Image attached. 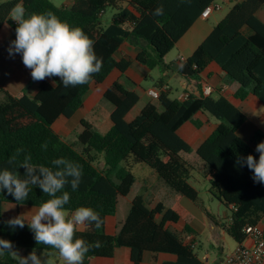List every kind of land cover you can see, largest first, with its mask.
Listing matches in <instances>:
<instances>
[{
	"label": "trees",
	"instance_id": "obj_1",
	"mask_svg": "<svg viewBox=\"0 0 264 264\" xmlns=\"http://www.w3.org/2000/svg\"><path fill=\"white\" fill-rule=\"evenodd\" d=\"M21 0L0 2V30L8 25L15 32L16 23L10 10ZM216 0H74L72 6H57L50 0H22L26 16L31 13L53 12L61 21L80 27L93 41L98 58L103 59L102 70L90 83L65 88L59 77L39 85L31 98L27 89L11 96L0 89V169L9 168L23 177L19 167L24 156L31 155V163L53 168L52 160L65 158L82 166V183L78 190L70 186L67 210L90 207L103 220L97 229L83 226L76 237L89 244L100 242L86 254L84 264L92 258H112L116 249L130 250V263L142 264L146 253L175 257L165 264H204L193 244L186 243L167 225L177 224L180 215L159 203L150 209L144 198L137 196L128 216L115 235L106 233V220L117 213L120 197H127L135 185L134 166L144 164L174 192L192 202L205 216L218 223L205 207L200 191L192 184L198 172L195 164L185 159L193 153L190 145L177 131L197 113L207 114L220 122L219 126L194 151L203 162L201 176L209 186L210 199L217 200L229 212L228 222L221 225L226 235L239 246L246 240L245 228L257 225L264 215V184L252 179L247 166L236 164L238 157L253 155L264 134L257 131L250 141L238 135L246 117L223 96L189 95L187 99H172L170 91H162L155 102L148 103L131 122L128 113L139 103V96L120 83L112 84L103 98L114 109L111 128L99 133L91 123L82 120L77 145L69 144L58 134L54 125L60 118L70 119L84 104L92 85L103 83L118 70L125 73L129 60L118 62L116 53L125 42L139 44L136 61L150 69H164L165 57L201 17L202 12ZM163 5L164 14L153 16L155 8ZM264 0H244L235 4L218 23L194 54L181 61L178 75L193 81L216 63L227 84L236 85L234 97L245 100L256 97L264 105V23L257 12ZM114 11L111 23L103 25L102 15ZM248 28L247 35L244 29ZM55 81V85L53 83ZM24 151L18 156L16 150ZM16 156L14 163L9 160ZM103 163L99 168L97 164ZM55 170V169H54ZM26 200L16 201L6 191H0V238L9 240L14 248L26 251L57 252L37 244L27 224L24 228L9 227L2 218L3 203L39 207L50 197L38 187L30 186ZM223 220V219H222ZM0 264H18L8 252L0 255Z\"/></svg>",
	"mask_w": 264,
	"mask_h": 264
},
{
	"label": "crops",
	"instance_id": "obj_2",
	"mask_svg": "<svg viewBox=\"0 0 264 264\" xmlns=\"http://www.w3.org/2000/svg\"><path fill=\"white\" fill-rule=\"evenodd\" d=\"M242 1L244 0H221L223 4L229 7V11L235 4ZM214 14L215 12H213L206 19L200 17L194 23V25L189 29V31L183 36V38L176 44L174 48L178 52L177 60L171 61L166 56L164 62L167 68L164 69L157 68L159 70V78L157 79V81H154L153 84L147 88H143L142 83L145 80L152 79L150 75L152 73V70L155 69H150L147 66H144L136 61V58L140 53L139 44L133 45L132 43L125 42L121 46L119 51L116 53L115 58L118 62L129 60L131 62V66L126 70L125 73H121L118 70H114L103 83L99 85H92L89 93L86 95L84 99L83 107L80 110H83L85 113H89L91 111V108L94 106V103L96 101L99 102L103 98L104 93L109 89V87L112 84L120 83L126 89L137 93V95L140 98L139 103L141 102L143 97L146 98L144 105L140 109L136 110V107L139 104L138 103L126 116V121L131 122L140 114L141 110L148 103L155 102V100L148 95L149 89L151 88L161 89L162 87H167L168 90L170 91V97H171V93L174 89V87L171 85V81L174 80L176 86L180 90L177 99H180V97L183 94H191L198 96L200 92L202 93V89L205 85H210L214 89V93L212 96H223L227 100H229L246 117L245 122L239 128L238 131L239 137L244 141H250L257 131H260L264 134V105L256 97L252 95L245 100L236 99L234 97L236 91V85L227 84L225 82L224 74L221 71V68L216 63H212L205 70V72L202 75H200L198 80L188 81L178 75V69L180 67L181 61L184 62L187 59H189L198 49V47L203 43V41L208 37V35L212 32L214 27L218 23H220V21H222L221 19L222 17H218V18L215 17V21L213 25H211L210 27L209 26L210 19ZM257 17L261 22L264 23V6L257 12ZM5 26L6 25H4L0 30V89L11 96H16L22 90L27 89L28 96L33 98L38 92L39 85L44 81L49 82L50 78H46L43 81H34L31 78V74H30L31 70L26 68L22 63L21 55L16 54L14 57L9 56L8 53L9 44L11 41L15 39L14 36L15 34L11 30L5 31V37L2 38L1 35H2V31H4ZM193 29H195V31L191 32ZM244 32L247 35L251 33L248 28H245ZM189 34L190 36H188ZM224 86H225V90L223 92H220V89ZM94 89L97 90L96 97L92 95V91ZM106 109H107V116L104 119L103 125L99 124V127L101 126L106 127L109 125V129H110L112 126L110 116L111 113L113 112L114 107L109 103V106H107ZM77 113L70 119H66L64 117L60 118L61 121H63V123L65 124L64 128L66 129L69 128V130L75 129L81 123L82 120H85L83 117H77L76 116ZM60 119L55 123L54 129L57 123L61 124V122H59ZM219 124L220 122L215 118L199 112L193 117L191 121L186 122L177 131V134L179 137H181L190 145L194 153V151H196L202 145V143H204L206 139L214 132V130L219 126ZM92 126L94 127L95 125L92 124ZM55 131L61 135V133L58 132L56 129ZM188 155H185V159L195 164L194 162L188 159ZM198 164L201 166L200 168L201 172L198 171V174L201 175L200 173L204 172V165L203 163H198ZM198 164H195L197 168H198ZM195 178L196 177L193 175V179L191 181L192 184ZM132 191H133V187L127 197H120L118 201L117 212L120 206V199L122 198L129 199L128 204L123 210L124 219H118L117 213L115 216L107 218L106 227H105L107 234L115 235L119 230L120 226L124 223L126 217L129 214L133 200L137 196H139V195L132 196L133 194ZM141 196L144 198L147 206L150 209H155L159 203H163L169 209H173V208L168 207V204H170V206L176 207V209L173 210L179 213L180 220L177 224H168L167 226L172 231L178 233L182 238V240H184L186 243L193 244V248L195 249V251L199 255L200 260L204 264H210L211 261L215 262L216 260H219V264H220V262L222 261L225 255L234 252L239 247V245L235 243L236 245L234 249L230 250L229 252L225 251L224 243L226 242L227 239L226 237L228 236L226 235L221 225L228 222L226 219L229 217V214L227 216L224 214L221 215L220 219L226 220L225 222H221L215 219L218 222L217 224L206 216L207 217L206 221H208V223L206 224L205 223L206 221L201 219L199 215L193 211V209H190L188 206L186 207V205L185 208H182L180 205L181 200L178 201L172 192L171 194L166 193V196L171 198L173 201H175L176 204H173V201L166 202L164 199H159V198H154L148 202L146 195L144 196L141 195ZM187 201L190 202L189 200ZM190 203L200 213L204 214L192 202ZM36 209H38V207L16 205L13 203H3L2 218L6 222L11 218L24 215L27 222ZM257 225H259L264 229V215L257 222ZM178 226L179 228L176 231L175 228ZM201 227H206L211 234V236L208 238V240H206V242L200 241L199 234ZM82 228L83 226H81L80 230ZM251 244H252L251 239L245 241V245H251ZM19 251H20L19 252L20 255L22 256H27L31 252L23 249H19ZM200 253H202L203 255L202 257L200 256ZM174 260L175 257L172 255L146 253L142 264H165L167 262H172ZM54 263L64 264V262L59 256H57V259L55 260ZM90 264H131L130 250L127 248L116 249L115 254L112 258L95 257L90 260Z\"/></svg>",
	"mask_w": 264,
	"mask_h": 264
},
{
	"label": "clouds",
	"instance_id": "obj_3",
	"mask_svg": "<svg viewBox=\"0 0 264 264\" xmlns=\"http://www.w3.org/2000/svg\"><path fill=\"white\" fill-rule=\"evenodd\" d=\"M151 14L163 15V5ZM9 16L17 25L15 39L9 44V56L20 54L34 81L59 77L65 88L77 87L90 83L93 76L102 70L103 59L97 57L94 41L80 27L70 26L51 11L26 16L22 0L10 10ZM53 83L55 85V81ZM23 151L18 148L16 155ZM255 151L259 153L258 160L249 154L238 157L236 164L247 166L253 173V181L264 184V141L257 144ZM15 160L16 156H13L9 164ZM51 163L53 168L34 165L28 154L19 165L25 169L23 177L9 168L0 169V191H6L16 201L27 199L30 186L38 187L50 197L27 222L24 215H20L5 223L13 229L24 228L27 224L36 243L57 250L64 264H84L86 254L92 247H100V242L89 244L77 238L76 233L81 226L94 225L99 229L103 220L90 207H78L71 212L65 208L70 202V194L64 189L70 186L73 191L78 190L82 183V166L63 157ZM5 252L10 253L18 264H53L43 254L37 255L36 249L22 256L11 241L0 238V255Z\"/></svg>",
	"mask_w": 264,
	"mask_h": 264
},
{
	"label": "rangeland",
	"instance_id": "obj_4",
	"mask_svg": "<svg viewBox=\"0 0 264 264\" xmlns=\"http://www.w3.org/2000/svg\"><path fill=\"white\" fill-rule=\"evenodd\" d=\"M5 1H10V0H0V2H5ZM52 1L55 5L57 6H72L74 0H50ZM216 4L221 6V10L215 12V14L212 16V18L210 19V27L211 25H213L214 21H215V17H222L221 19H223L227 13L229 12V7H227V5L223 4L221 2V0H217ZM114 11L112 10H107L101 17V20L103 22V25L107 26L111 23L112 17H113ZM208 26V27H209ZM13 31L12 28L8 25H6L4 27V31H2V38L5 37V31ZM195 29H193L191 32H194ZM209 31V30H208ZM211 31V30H210ZM14 32V31H13ZM208 33V32H206ZM15 34V32H14ZM192 34V33H190ZM190 34L188 36H190ZM205 35V34H204ZM207 35V34H206ZM15 36V35H14ZM177 56H178V52L176 49H173L168 55V59L171 61H176L177 60ZM150 77H152V79H148L145 80L142 83V87L143 88H147L149 86H151L153 84L154 81H157V79L159 78V70L155 69L152 70V73L150 75ZM171 85L174 87L172 93H171V98L172 99H176L179 96V89L175 84V81L172 80L171 81ZM92 95L94 97L97 96V90L94 89L92 91ZM146 101V98L143 97L141 102L138 104V106L136 107V110L140 109L144 103ZM109 106V103L102 98L99 102H95L94 106L91 108V111L89 113H85L83 110L78 111L77 113V117H83L85 119V121L92 123L93 125H95V129L103 134L106 133L109 129V125L108 126H101L103 125L104 119L107 116V109L106 107ZM61 124H58L55 126V129L61 133V136L64 138V140L66 142H68L69 144H74L77 145V135L79 134V132L81 131L82 127L81 124H79L75 129H70L69 128H64L65 124L63 123V121H60ZM78 149H81V146L77 145ZM188 159L192 162H194L195 164L198 163H203L198 156L195 155V153H191L188 155ZM97 166L99 168L103 167V164H97ZM201 166L198 164V171L201 172ZM132 173L135 175L136 177V182L135 185L133 186V194L132 196L135 195H146L148 202L151 201L154 198H159V199H164L166 202H171L173 201L171 198L166 196V193L171 194V192L174 194L175 198L180 201L181 200V207L185 208L188 206L190 209H193V211L199 215V217L203 220L206 221L207 217L200 213L190 202H188L186 199L182 198L179 194L175 193L174 191H172V189L167 186L159 177L158 175L148 166L144 165V164H138L136 166L133 167L132 169ZM201 174V173H200ZM194 176L196 177L193 180V186L195 188H197L200 191L201 196L204 199L205 202V207L206 209L209 211L210 215L221 221V222H225L226 220H221L220 217L222 214L224 215H228L229 212L228 210L221 205L217 200L214 199H210V195L208 193L209 191V186L205 183V181L203 180V178L201 177V175L198 174V172H195ZM166 192H164V191ZM129 199L126 198H122L120 199V206H119V210L117 212V218L118 219H124V209L126 207V205L128 204ZM173 204H176L175 201H173ZM168 207H172L173 209H176V207L174 206H170V204H168ZM206 224L208 223V221L205 222ZM179 226L176 227V231L178 230ZM200 241L201 242H206V240H208V238L211 236L209 230L206 227H201L200 229ZM226 242L225 244V251L229 252L230 250L235 248V242L229 238L226 237ZM16 250L19 251V249L15 248ZM20 252V251H19ZM37 255H42L51 259L53 261V264L55 260L57 259L58 252H50V251H36ZM200 256L202 257V253H200ZM210 264H219V260H216L215 262H210Z\"/></svg>",
	"mask_w": 264,
	"mask_h": 264
},
{
	"label": "built area",
	"instance_id": "obj_5",
	"mask_svg": "<svg viewBox=\"0 0 264 264\" xmlns=\"http://www.w3.org/2000/svg\"><path fill=\"white\" fill-rule=\"evenodd\" d=\"M220 5L213 3L207 7L201 14L202 18H208L213 12L220 11ZM168 90L167 87L151 88L148 90V95L157 100L162 91ZM225 90V86L220 89V92ZM214 89L210 85H205L202 89V95L205 97L212 96ZM190 94H183L180 99H187ZM246 240L251 239V245H245V241L234 252L225 255L220 264H263L264 261V229L259 225L247 226L245 228Z\"/></svg>",
	"mask_w": 264,
	"mask_h": 264
}]
</instances>
